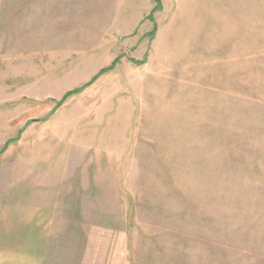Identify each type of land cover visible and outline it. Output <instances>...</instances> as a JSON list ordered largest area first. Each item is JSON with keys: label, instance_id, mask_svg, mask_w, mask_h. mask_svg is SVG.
Returning a JSON list of instances; mask_svg holds the SVG:
<instances>
[{"label": "rangeland", "instance_id": "1", "mask_svg": "<svg viewBox=\"0 0 264 264\" xmlns=\"http://www.w3.org/2000/svg\"><path fill=\"white\" fill-rule=\"evenodd\" d=\"M15 219L48 264H264V0H0Z\"/></svg>", "mask_w": 264, "mask_h": 264}, {"label": "crops", "instance_id": "2", "mask_svg": "<svg viewBox=\"0 0 264 264\" xmlns=\"http://www.w3.org/2000/svg\"><path fill=\"white\" fill-rule=\"evenodd\" d=\"M28 226L31 227L29 232L27 229L24 232L20 219L0 223V264H48L53 237L34 233L33 223ZM59 240L64 243L63 237ZM65 241L68 243V238ZM65 246V251L63 244L61 250L63 253H68L67 244Z\"/></svg>", "mask_w": 264, "mask_h": 264}, {"label": "trees", "instance_id": "3", "mask_svg": "<svg viewBox=\"0 0 264 264\" xmlns=\"http://www.w3.org/2000/svg\"><path fill=\"white\" fill-rule=\"evenodd\" d=\"M157 3H158V1H157ZM116 62H117V61H114V62L112 63V65H111L109 68H105V69L101 70V71L99 72V75H101V74L107 72L108 70H110V69L116 64ZM77 91H78V90H77ZM69 94H70V93H69ZM69 94H68V95H69Z\"/></svg>", "mask_w": 264, "mask_h": 264}]
</instances>
